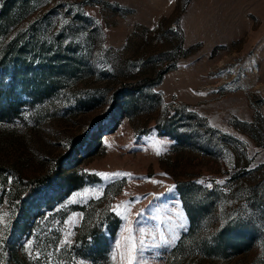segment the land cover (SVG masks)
I'll return each instance as SVG.
<instances>
[{"label": "rangeland", "instance_id": "374dc122", "mask_svg": "<svg viewBox=\"0 0 264 264\" xmlns=\"http://www.w3.org/2000/svg\"><path fill=\"white\" fill-rule=\"evenodd\" d=\"M224 228L218 263L264 264V0H0V264L192 261Z\"/></svg>", "mask_w": 264, "mask_h": 264}, {"label": "trees", "instance_id": "16d2710c", "mask_svg": "<svg viewBox=\"0 0 264 264\" xmlns=\"http://www.w3.org/2000/svg\"><path fill=\"white\" fill-rule=\"evenodd\" d=\"M24 3V2H23ZM5 11V9H3ZM162 72L158 75V77H161ZM149 83L148 79H143L140 80L139 82L136 83H126L124 85H122V87L120 89H125L128 91H140L142 89L143 86H145L146 84ZM85 141V136H80L78 138H76L75 143H77L78 145H82L83 142ZM59 173V167L56 166L50 173L32 180L30 182H28L26 190L23 192L22 194V200L28 199L30 196L34 195L36 193V190L44 183H46L47 181L51 180L53 177L57 176ZM78 177H76V175L74 174H68L66 176L63 177V182H64V188L71 190L73 188L76 187V185L79 183L78 182ZM195 185H192V187H194ZM185 191V189H183ZM181 188V195L183 197V199L185 200V194L184 191ZM213 196V194H210ZM185 208H186V212L187 215L191 221V227H193V225H195L197 223V213L199 212V214H203L204 213V207H199L198 210H194L189 208L188 204H185ZM116 227V226H115ZM227 228L222 229L216 236V239L213 240L212 242L214 244H211V246L209 245L208 241L205 239H202L199 243V245L197 247H199L200 249V253L196 254L195 259H193L192 261L187 260V257H190V255L187 254V257L184 255L185 254V250H183V241H179L177 243V245L170 251V255L169 257L166 259V263L165 264H222V263H218L217 261L219 259H227L228 257V251L227 249H231V250H236L238 247H243L244 243L243 240L244 237L243 236H237L234 234V236H228L227 232H226ZM114 233V229L112 231L109 232V235ZM192 233V232H191ZM108 243V235L102 238V241L99 240H95L92 243H89V250H91L94 254L96 255H100L102 250L104 249V247H106ZM243 243V244H242ZM85 250H87L84 247ZM183 256V260L179 259V261H174L173 257L174 256ZM198 255L201 256L202 259H199ZM182 258V257H181ZM171 259L173 261H171ZM186 259V260H185ZM216 261V262H215Z\"/></svg>", "mask_w": 264, "mask_h": 264}, {"label": "snow or ice", "instance_id": "6c2138e0", "mask_svg": "<svg viewBox=\"0 0 264 264\" xmlns=\"http://www.w3.org/2000/svg\"><path fill=\"white\" fill-rule=\"evenodd\" d=\"M102 175H106V174H102ZM218 183H223V181H219ZM129 264H132L131 259H130V261H129Z\"/></svg>", "mask_w": 264, "mask_h": 264}]
</instances>
